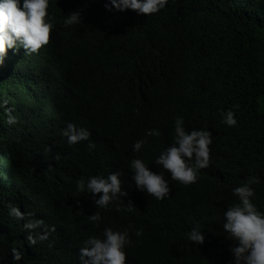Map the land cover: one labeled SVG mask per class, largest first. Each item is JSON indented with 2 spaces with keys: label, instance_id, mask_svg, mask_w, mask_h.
Wrapping results in <instances>:
<instances>
[{
  "label": "trees",
  "instance_id": "trees-1",
  "mask_svg": "<svg viewBox=\"0 0 264 264\" xmlns=\"http://www.w3.org/2000/svg\"><path fill=\"white\" fill-rule=\"evenodd\" d=\"M106 2L50 0V42L38 53L9 49L0 66V102L8 101L0 107V264H82L84 241L106 227L129 229L127 264H229L234 242L223 212L238 199L232 188L259 177L254 202L264 211V0H169L139 15L109 11ZM72 11L81 24L65 25ZM234 104L238 123L228 126L220 110ZM177 116L188 130L213 134L209 165L188 185L155 162L174 142ZM69 121L91 131L94 149L67 142ZM149 128L161 135L146 136ZM141 138L147 143L133 151ZM136 157L165 172L169 196L135 187ZM118 169L128 195L109 207L95 204L101 193L77 191L81 176ZM9 205L32 227L10 218ZM95 212L98 222L89 219ZM197 224L201 245L187 235Z\"/></svg>",
  "mask_w": 264,
  "mask_h": 264
},
{
  "label": "clouds",
  "instance_id": "clouds-1",
  "mask_svg": "<svg viewBox=\"0 0 264 264\" xmlns=\"http://www.w3.org/2000/svg\"><path fill=\"white\" fill-rule=\"evenodd\" d=\"M50 0H0V66L5 64L8 50L19 51L21 48L29 53H38L50 42V34L56 27L55 19L48 12ZM169 0H110L105 3L109 11L136 10L137 14H152L164 9ZM82 17L79 11L70 12L64 20L65 25L81 24ZM8 101L0 102V107ZM239 104H234L227 110L221 109L222 122L228 126L238 123L236 110ZM13 108L5 107L7 122L16 124L18 117L13 114ZM174 142L163 148L155 158V162L168 170L172 180L188 185L195 183L200 170L209 165L210 145L213 134L208 128L185 127L183 116L174 120ZM146 136H160L158 128L146 129ZM62 135L69 144H76L88 140L89 149L95 148V142L90 140L91 131L69 121L62 130ZM147 143L145 138L137 139L133 143V151L139 152ZM132 180L135 187L156 199H164L170 195L169 179L165 178L163 170L153 171L149 163L140 158H133L130 162ZM122 172L118 169L105 175L81 176L76 180L77 191L80 193H101L95 199V204L101 208L109 207L113 202L122 200L128 195L121 179ZM259 183V177L250 176L245 182L232 188L237 201L228 205L223 212V230L234 243L230 247L232 259L229 264H264V211L254 202L256 189L254 184ZM127 210L135 208L128 200ZM8 216L24 227L30 225L34 219L22 215L20 206L9 205ZM17 218H16V217ZM94 222L101 220L99 212L89 215ZM45 224V222H43ZM46 225V224H45ZM47 227V226H46ZM48 231V227H47ZM135 235L141 237L143 229H136ZM188 239L198 245L205 241V232L199 224L188 231ZM35 241L33 240V243ZM133 243L129 229H114L106 227L101 236L91 235L80 249L82 264H127L126 247ZM13 259L20 260L22 252L12 249Z\"/></svg>",
  "mask_w": 264,
  "mask_h": 264
}]
</instances>
